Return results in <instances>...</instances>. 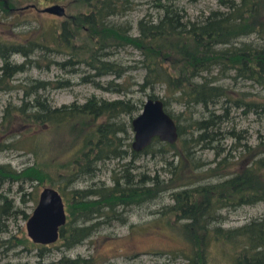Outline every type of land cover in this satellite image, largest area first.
<instances>
[{
    "label": "trees",
    "instance_id": "obj_1",
    "mask_svg": "<svg viewBox=\"0 0 264 264\" xmlns=\"http://www.w3.org/2000/svg\"><path fill=\"white\" fill-rule=\"evenodd\" d=\"M75 1L81 8L64 19L50 18L33 36L0 38V92L21 88L13 83V77L27 68L54 66L79 74L81 82L122 96L105 100L90 95L81 103L53 106L40 91L65 87L68 80L27 81L19 103L7 102L2 107L0 135L14 121L26 126L25 131L38 130L29 134L32 138L26 152L32 155V162L19 170L0 164V189L5 183H18L16 203L22 204L24 196H29L24 183L32 187V183L46 182V186L55 188L65 215L54 241L62 251L81 243L110 219L124 221L120 214L131 206L150 202L168 191L171 202L154 211L156 215L148 224L164 227L162 233L179 240L171 258L180 256L182 264H264L263 217L233 227L212 224L221 218L219 209L264 204V137L252 147L239 144L247 158L239 157L237 168L216 182H200L201 177L191 180V172L203 164L192 154L193 147H217L227 105L243 106L244 111H264V45L239 40L251 34L258 40L264 37V0H219L222 9L209 10L193 19L185 16L176 0H149L156 13L145 12L133 25L115 20L132 9V0ZM125 47L137 51L135 64H122L112 57L114 51ZM12 55L21 61H12ZM136 65L142 69L139 81L123 77ZM228 72L232 79L247 80L263 92L249 101L242 94L232 96L218 82L219 76ZM105 75L111 78L101 85L98 78ZM155 88L161 89L160 96L153 93ZM135 91L145 98H159L175 124L174 143L153 137L141 151L130 149L129 120L142 103L132 99ZM172 103L179 105L180 112L167 109ZM45 130L51 134L47 142L39 138ZM57 133H63V137L55 142ZM226 133L233 136L232 131ZM14 143L13 138L8 142L0 139V152ZM56 147L63 149L66 156L60 163L56 161ZM139 153L159 155L167 179L155 173L132 172V160ZM122 159L126 160L112 173L110 186L103 182L94 187L73 186L79 179L94 177L103 162ZM223 160L224 156L216 164L225 168L227 162ZM184 168L189 174L180 179ZM216 168L206 170L212 173ZM35 197L33 194L29 199L34 201ZM13 199L0 190V232L6 231L4 220L12 215L26 216ZM18 243L25 249L37 248L31 264H95L89 256L69 257L63 253L44 261L40 251L45 250V245L25 237Z\"/></svg>",
    "mask_w": 264,
    "mask_h": 264
},
{
    "label": "rangeland",
    "instance_id": "obj_2",
    "mask_svg": "<svg viewBox=\"0 0 264 264\" xmlns=\"http://www.w3.org/2000/svg\"><path fill=\"white\" fill-rule=\"evenodd\" d=\"M132 2V9L121 17L115 18L116 21H126L133 25L135 20L145 12L156 13L149 0H132ZM175 2L183 9L185 16L189 19L206 14L209 10L222 9L219 0H176ZM51 4H57L62 7V15L58 16L40 11L41 8ZM78 8H81V5L75 0H54L52 2L43 0H0V38L19 40L33 36L38 32L39 27L48 22L50 18L54 20L64 19L65 16L75 12ZM262 19L264 20V13ZM239 40H253L254 43L264 45V37L258 40L252 34L239 38ZM112 57L122 64L131 65L135 64L134 60L138 59V53L134 49L125 47L114 51ZM10 59L14 62L21 61V58L17 55H12ZM231 74V72H228L219 76L218 82L228 89L232 96L242 94V98L249 101L256 99L255 95L263 92L247 80L232 79ZM141 75L142 69L136 65V67L132 66L124 73L123 77L129 76L130 80L139 81ZM13 78L14 84L22 86L21 88L16 86L7 92H0V116L1 109L5 103L8 102L12 105L19 103V99L23 97L21 89L29 80H68L69 84L65 87L40 91L41 95L45 96L53 106L69 104L71 102L81 103L90 95L105 100L120 98L122 96L121 93L103 90L96 88L90 83L81 82L79 74L67 70L63 71L54 66H49L47 69L30 67L21 73L15 74ZM110 78V75H105L98 78V82L104 85L105 81ZM115 80L120 81V79ZM123 84L125 85V83ZM131 89H135V86H132ZM153 93L160 96L161 89L155 88L153 89ZM131 96L134 100L139 99L143 101L145 99L142 93L136 91L132 92ZM167 109L173 113L180 112L181 110L179 105L174 103L168 105ZM194 110L197 113L198 109L195 108ZM244 110L246 109L243 106L233 107L231 103L227 105L226 115L220 123V133L218 134L217 147L215 149H200L199 145L193 147L192 154L195 158L202 161L203 164L199 169L191 172V180H197L201 177L200 182H216L224 174L232 172L237 168L236 162L239 157L241 159L247 158L245 152H240L242 146L239 144L252 147L264 137V111L258 109L256 111ZM121 119L124 122L127 121L126 116L122 115ZM180 123L182 122L180 121ZM26 128V126H21L17 121H14L7 127L6 133L0 135V139L4 138L5 142H8L12 138L16 140L12 148L9 147L0 152V164L7 163L11 168L19 170L32 162L33 157L26 150L29 148V140L32 138L29 134L35 133L38 130L30 132V130L25 131ZM227 131H232L233 136L227 134ZM128 132L130 143L132 133L130 129H128ZM10 134L11 136H9ZM39 136L45 142L51 139L49 130L43 131ZM62 137L63 133H57L54 141L56 142L57 139H61ZM212 144H215V141ZM216 151L219 154H216ZM55 156L57 158L56 161L59 163L64 161L66 157L63 149L61 150L58 147H56ZM223 156V161L227 162V167L225 168L219 167V164H216L219 158ZM125 160L105 161L99 165L94 177L79 179L73 183V186L76 188H83L88 185L94 187L98 186L94 185L98 182H103L105 185L110 186L112 173L117 172L120 164ZM132 163L135 166L132 169L134 173L144 172L148 175L155 173L158 175V178L167 179L166 172L161 169L162 165L159 155L155 153L151 155L149 153H139L132 160ZM212 166L217 168L211 171L212 173L207 172V167L210 168ZM188 174V169L184 168L181 170L179 178L182 179ZM45 183L43 182L41 185L32 183V187L24 183L23 187L26 192H29V196L33 194L37 196L38 191L46 186ZM17 184L16 182L5 183L0 189L1 191L8 192V197L14 198V205H17L26 215L24 217L22 214H15L4 220L6 231L0 232V264H31L35 260V254L38 252L36 247L32 246L25 249L22 244L18 243V239L21 237H25L28 240L24 231V223L34 207L36 197L33 201L29 199V196H24V199H26L24 203H16L17 196L15 189ZM168 195V191H162L150 202L131 206L126 212H121L120 214L124 218V221L110 219L108 223L98 225L90 236L67 250L62 251L58 247L57 242L45 245V250L40 251L44 254V261L55 259L63 253L69 257L76 255L89 256L95 264H161L162 262H167V264H182L183 260L180 256L171 258V252L179 247V240L162 233L165 231L164 227L157 224H148V221L152 220L153 216L156 215L154 211H157L161 205L171 202ZM217 212L221 218L218 221L214 220L212 222L213 225L218 224L221 227H233L241 225L251 218H264V204L258 202L252 205H242L235 209H219Z\"/></svg>",
    "mask_w": 264,
    "mask_h": 264
},
{
    "label": "water",
    "instance_id": "obj_3",
    "mask_svg": "<svg viewBox=\"0 0 264 264\" xmlns=\"http://www.w3.org/2000/svg\"><path fill=\"white\" fill-rule=\"evenodd\" d=\"M42 12L62 15V7L51 4L40 9ZM131 141L129 147L140 151L155 137L168 144L177 138L172 118L163 110L159 98H145L139 111L130 118ZM65 215L63 202L57 190L50 186L42 187L36 202L24 223L25 235L32 243L47 245L57 238V230L63 225Z\"/></svg>",
    "mask_w": 264,
    "mask_h": 264
},
{
    "label": "bare ground",
    "instance_id": "obj_4",
    "mask_svg": "<svg viewBox=\"0 0 264 264\" xmlns=\"http://www.w3.org/2000/svg\"><path fill=\"white\" fill-rule=\"evenodd\" d=\"M150 141H151V140H150ZM149 143H150V142H149ZM145 147H146V146H145ZM141 150H142V149H141ZM141 150H140V151H141ZM135 152H136V151H135ZM137 152H139V151H137Z\"/></svg>",
    "mask_w": 264,
    "mask_h": 264
}]
</instances>
